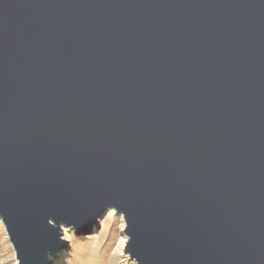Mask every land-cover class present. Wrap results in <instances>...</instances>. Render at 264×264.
<instances>
[{
    "label": "water",
    "instance_id": "95a60500",
    "mask_svg": "<svg viewBox=\"0 0 264 264\" xmlns=\"http://www.w3.org/2000/svg\"><path fill=\"white\" fill-rule=\"evenodd\" d=\"M108 209L135 264H264V0H0L16 263Z\"/></svg>",
    "mask_w": 264,
    "mask_h": 264
},
{
    "label": "rangeland",
    "instance_id": "374dc122",
    "mask_svg": "<svg viewBox=\"0 0 264 264\" xmlns=\"http://www.w3.org/2000/svg\"><path fill=\"white\" fill-rule=\"evenodd\" d=\"M122 227L120 219L109 222L106 216H103L97 232L94 231L92 235L80 240L75 236L74 240L68 243L69 248L62 264H135L119 247L125 234V225L123 230ZM0 264H15L8 237L3 236L1 231Z\"/></svg>",
    "mask_w": 264,
    "mask_h": 264
},
{
    "label": "bare ground",
    "instance_id": "6f19581e",
    "mask_svg": "<svg viewBox=\"0 0 264 264\" xmlns=\"http://www.w3.org/2000/svg\"><path fill=\"white\" fill-rule=\"evenodd\" d=\"M103 216H106V218L108 219L109 222H113L115 219H120L122 222V226L124 227V225H125V223L123 221V217L120 214H116L112 209H108L104 213ZM123 227H122V230H123ZM0 231L2 232L3 236L4 235L7 236L1 221H0ZM61 232H62V238H63V240H65L67 242V244L71 243L74 240L75 233L73 230L66 228V227H62ZM127 240L128 239H127L126 235L124 234V237L122 238V240L120 241V244H119V247L124 251H125V246H126ZM65 256H66V254L65 255L60 254L56 260V264H62L64 262ZM15 264H17L16 260H15Z\"/></svg>",
    "mask_w": 264,
    "mask_h": 264
}]
</instances>
